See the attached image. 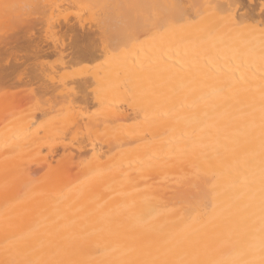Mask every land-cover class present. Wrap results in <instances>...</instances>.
Returning <instances> with one entry per match:
<instances>
[{
	"label": "bare ground",
	"instance_id": "bare-ground-1",
	"mask_svg": "<svg viewBox=\"0 0 264 264\" xmlns=\"http://www.w3.org/2000/svg\"><path fill=\"white\" fill-rule=\"evenodd\" d=\"M39 2L59 7L48 9L36 43L0 42V261L6 245L45 264L244 258L261 236V0H160L193 15L194 4L218 7L103 64L80 5L101 6L97 15L118 30L121 6L140 0ZM29 65L25 86L39 103L13 115L21 90L11 84Z\"/></svg>",
	"mask_w": 264,
	"mask_h": 264
},
{
	"label": "snow or ice",
	"instance_id": "snow-or-ice-1",
	"mask_svg": "<svg viewBox=\"0 0 264 264\" xmlns=\"http://www.w3.org/2000/svg\"><path fill=\"white\" fill-rule=\"evenodd\" d=\"M261 5V13L264 15V0H261ZM57 7L59 6L41 4L39 0L27 4H17L11 3L9 0H0V21H2V25H0V42H3L7 46L10 43L11 37L23 36L25 39L31 37L35 44L38 36L37 29H43L44 21L48 19V9ZM80 7L87 10L82 19L90 18L95 21L97 37L93 42V51L99 52V61L103 64L109 58L118 57L122 48H127L142 36L173 29L178 24L186 23L185 17H190L192 22H196L197 17L203 14L201 12L202 8L211 10L218 6L211 3L206 5L194 4L191 6L195 12V15H193L192 13L183 11L175 4L160 2V0H157V2L140 0V2H132L121 6L127 10L125 14L126 20L118 30L108 28L104 18L97 15V9L101 6L84 4L80 5ZM50 23L51 21L49 20ZM240 23H243V21ZM228 24L229 26H238L236 21L230 17ZM260 37L264 41V21L260 25ZM39 48L40 45L36 44L34 55ZM60 62L58 56L55 64H59ZM2 63L4 66V75L7 76L8 65L11 61L5 57ZM25 63L27 64L28 62L26 61ZM44 71L47 72V69ZM36 73L43 75L38 67L36 68ZM32 75L31 65H29L28 68L18 71L13 78L11 88L13 90H21V93L14 97V103L12 105L13 115L16 112H26L28 107L39 103L37 99L38 93L35 88L25 86V81L31 79ZM48 75L54 79L52 73L49 72ZM65 99L67 100V98ZM23 136V131L18 133V138ZM4 191L7 197L9 191V184L7 182L5 183ZM143 219L142 217L137 218L138 222H143ZM242 255L244 258L221 260L217 261L216 264H264V190L261 191V236L259 243L250 246ZM5 256L6 259L0 261V264H45V262L28 257L21 258V253L18 251L13 254L7 245L5 247ZM47 264H65V262L49 261Z\"/></svg>",
	"mask_w": 264,
	"mask_h": 264
}]
</instances>
